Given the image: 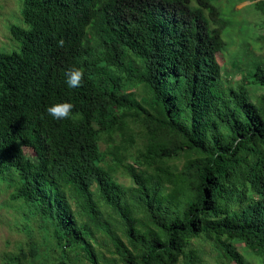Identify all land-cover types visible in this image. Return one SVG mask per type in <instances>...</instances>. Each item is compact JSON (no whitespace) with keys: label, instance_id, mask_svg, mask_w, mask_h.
I'll list each match as a JSON object with an SVG mask.
<instances>
[{"label":"trees","instance_id":"obj_1","mask_svg":"<svg viewBox=\"0 0 264 264\" xmlns=\"http://www.w3.org/2000/svg\"><path fill=\"white\" fill-rule=\"evenodd\" d=\"M18 1L0 184L44 235L3 264H264V64L225 77L219 0Z\"/></svg>","mask_w":264,"mask_h":264},{"label":"rangeland","instance_id":"obj_2","mask_svg":"<svg viewBox=\"0 0 264 264\" xmlns=\"http://www.w3.org/2000/svg\"><path fill=\"white\" fill-rule=\"evenodd\" d=\"M213 5L219 9L225 23L222 37L226 46L218 55V60L224 67L223 72L229 74L225 77L235 84L242 78L240 73L247 75L259 64H264V15L259 6L250 0H219ZM21 8L22 3L18 0H0V50L9 51L17 47L9 25L20 16ZM102 147L105 149L104 144ZM25 153L34 155L31 148H25ZM119 179L131 185L129 179L123 176ZM28 224L33 230L32 236L25 229ZM28 224L18 204L11 201L7 186L0 184V264L7 255L17 252L20 246H27V243L44 235L39 221ZM197 245L204 250V264H218L210 244L200 241ZM249 259L258 264L256 257Z\"/></svg>","mask_w":264,"mask_h":264},{"label":"clouds","instance_id":"obj_3","mask_svg":"<svg viewBox=\"0 0 264 264\" xmlns=\"http://www.w3.org/2000/svg\"><path fill=\"white\" fill-rule=\"evenodd\" d=\"M63 45V41H60ZM65 83L71 88L75 89L81 86L83 80V72L79 69L72 68L65 72ZM46 113L49 117L56 121L68 120L73 114V105L69 102L52 104L46 108Z\"/></svg>","mask_w":264,"mask_h":264}]
</instances>
